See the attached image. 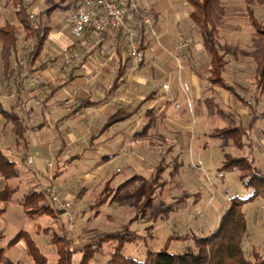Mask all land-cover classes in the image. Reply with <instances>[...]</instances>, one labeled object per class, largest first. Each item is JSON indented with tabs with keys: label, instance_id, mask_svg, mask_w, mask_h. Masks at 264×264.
Instances as JSON below:
<instances>
[{
	"label": "rangeland",
	"instance_id": "374dc122",
	"mask_svg": "<svg viewBox=\"0 0 264 264\" xmlns=\"http://www.w3.org/2000/svg\"><path fill=\"white\" fill-rule=\"evenodd\" d=\"M41 1L42 3L39 4ZM141 1L143 5L148 6V9H151L156 2V0ZM51 2L52 0H26L24 5L30 10L29 15H33L34 18L31 19L37 23L41 13L38 14L35 8L39 6L40 12H43L51 5ZM223 4L226 14L221 22L219 34L221 39L218 42V49L229 61L226 75H223L229 86L250 104H245L235 94L219 90L221 91L219 94L229 96V103L226 105L224 96L208 90V84L205 81L208 72L203 74L205 83L202 84L201 92L186 81L183 89L178 87L174 77L171 90L176 91L173 93L177 96V100L172 102L175 105L169 111H165L164 122L163 119H155V127L150 129L149 134H141L144 133L148 122L144 117L142 120L145 119V121L139 123L137 128L133 126L131 129L128 123H124L123 130L130 129L141 135L136 136L138 145L133 150H126L122 156L117 157L110 153L114 151L113 148L109 149L108 142L104 143L106 146L104 148L100 140L88 139L91 134L88 135L86 131L89 129L83 131L80 122L76 125L66 123V126L58 125L55 128L58 130L52 128L50 132L47 131L49 128L43 129L44 136L40 138L42 146L39 148L43 156L37 151L38 148L27 151L28 146L35 145L36 141L37 145L40 144L38 134L31 131L26 133V141L19 140L20 146L16 147L15 137L7 130L2 135V139H6L4 141L12 146L14 152H21L12 154L6 148H2L4 156L15 162L17 176L11 179L0 176V191L7 187L11 194L9 202L0 201V211L4 210L0 212V264H36L35 259L27 252L28 242L31 247L38 248V251L47 257L46 264H58L60 258L58 249L65 248L64 240L66 239L70 240V249L74 251L73 264H80V254L82 255L84 248L89 246H96L99 249L92 264H105L114 244L100 241V239L121 231L136 216L138 209L136 207L141 201L144 182L140 179L130 182L117 196L119 186L135 176H142L149 180L155 170H161V179L151 194L154 198L151 211L145 219L135 220L130 224V230L145 236L148 246L155 251L164 248L168 238H172L169 245L170 251L184 252L188 247L193 246L191 238L175 239V237L209 235L217 227L219 217L229 206L232 198L248 199L252 195L253 190L246 188L241 182L240 172L222 170V168L229 156L247 157L254 162V167L259 174L264 175V116L262 115L264 114V95H260L255 86L256 64L250 56L253 50L250 9L256 21L264 23V0H223ZM188 7L191 11L192 7L190 5ZM16 9L18 7L15 0H0V26H4L8 19L13 20L14 23L17 22L13 18L16 16ZM65 15V11L57 9L49 16L46 14L42 16L44 22L52 26V36H57L61 28L65 27ZM16 24L19 27V43H17L18 54L12 62V70L15 74L19 66H27V55L34 45V40H25L26 34L19 21ZM167 30L170 34L169 41L166 37V45L169 51L177 54V31L171 30L170 27ZM188 31L190 37L195 40L193 46L199 44V29L190 24ZM158 33L159 29L156 27L154 33H151L152 38ZM45 43L41 60L46 63L44 68L46 74L41 75L38 71L33 75L34 79L41 77L44 83L40 87L36 86L35 83L33 84V77L25 78L23 81L26 87L24 92H29L32 96L39 93L30 100L27 107L30 111L32 108L36 109L37 114L30 116L19 110L24 122L29 126H37L42 122L41 110L46 109L45 100L48 95H45V91L52 78L50 74L53 75L52 68L60 73V70L55 67L56 60H53V57H60L61 60L64 58L58 45L52 43L50 38ZM1 50L0 45V56ZM192 52L200 56L204 51L197 50L194 46ZM195 60L200 67L203 65V69L207 67L205 61L196 58ZM61 63L62 61L57 67L61 66ZM149 64L151 61L146 65ZM175 67L180 70L177 64ZM3 68L0 58V97L2 103L10 108L19 100L18 88L13 83L14 76L6 75L2 71ZM29 69L27 68L25 72L28 73ZM79 84L81 82L75 83L74 88ZM168 94L164 92V95L159 98L167 101L170 99V96H166ZM61 95L62 93H59L56 96L58 101L61 100ZM207 96L215 97V101L226 112L233 113L234 116L239 114L236 126H244L246 133L240 137H234L235 139L229 135L223 139L214 136V130L225 129L229 125L226 119L219 116L210 117L207 114L204 102ZM22 98L19 101H22ZM155 108L157 112L155 116L163 115L165 108L163 110L159 106ZM147 109L149 108L146 106L145 110ZM178 111L179 114L176 113ZM3 119L0 114V122ZM126 124L128 128H124ZM68 126L71 127L68 133L73 132L77 139H82L83 144L79 148L66 143L62 133H56L63 132ZM168 128L174 129L177 134L167 135V139L153 136ZM129 133L127 132L126 135ZM56 145L59 146L58 155L51 154L50 150L55 149ZM126 147L124 144V148ZM75 153L83 155L82 159L78 157L69 161L67 158L74 156ZM29 154L36 158L35 165L28 164L26 159ZM66 155L67 158L62 159ZM131 158L134 159L133 166ZM45 160L48 162V175L34 174L39 162ZM117 168L120 171H117ZM51 171L52 177H50ZM109 180L112 181L108 187L109 190L103 192ZM51 186L57 187L60 198L64 202H69L68 212L61 211L51 204L48 193ZM31 191L44 192L45 201L53 206L55 213L28 217L24 213L22 203L24 196ZM107 195L109 200L101 204ZM112 198H116L113 203H111ZM243 212L248 223L245 248H249L250 253L254 247L264 256V198L249 202L243 207ZM150 227H154L155 231L151 232ZM23 232L26 235L21 236L17 243L10 246L13 238ZM63 236L66 239L62 240ZM143 244L125 246L124 254L136 260L143 259L146 252Z\"/></svg>",
	"mask_w": 264,
	"mask_h": 264
},
{
	"label": "trees",
	"instance_id": "16d2710c",
	"mask_svg": "<svg viewBox=\"0 0 264 264\" xmlns=\"http://www.w3.org/2000/svg\"><path fill=\"white\" fill-rule=\"evenodd\" d=\"M16 5H20V10L16 12V18L20 25L25 31V40H34V45L31 52L27 55L28 64L27 66H19L18 72L15 74L12 70L13 59L17 56V46L19 43L18 37V25L12 23H6L4 26L0 27V45H1V60L3 62L4 68L2 71L6 75L12 74L14 76V82L17 86V94L22 98V94L26 90L25 83L23 81L25 78L33 77L34 84V73L38 71H43L46 67V63L41 60V55L43 54L45 48V42L48 40L51 33L52 26L47 22H44L43 17L45 14L49 15L57 9H61L65 12L72 11L79 0H53L51 5L44 10L40 16H38L37 23L34 22L27 12V7L24 5L25 0H15ZM187 3L192 7V12L190 14L191 24H194L196 28L199 29L201 34V41L203 49L208 56V62L210 65V70L208 76L206 77V82L208 84V90H213V87L224 89L232 94L238 96L241 101L249 105L250 102L245 100L244 97L239 96L235 89L226 82L223 74L226 73L229 61L226 59V55L222 54L218 49V42L221 39L219 35L220 27L222 21L226 14V9L223 4V0H186ZM253 11L250 9V23L253 28V34L251 36L252 42V52L251 59L256 64L255 71V86L259 91L260 95H264V23L256 21L254 18ZM35 23V24H34ZM36 25V28H34ZM146 27L142 26L140 28L141 36V49L144 51L148 48V42L146 41ZM79 47V45H78ZM131 62V60H130ZM30 66L28 73L26 69ZM26 68V69H25ZM127 66L120 68V72L117 76L115 84H118L121 78L125 76ZM25 76V77H24ZM36 85V84H35ZM38 86V85H36ZM40 87V86H38ZM29 89V88H28ZM57 90V89H56ZM30 92H32L30 90ZM55 92V91H54ZM158 97L157 93L152 92L145 99L140 102L138 111H141L142 107L148 103L153 102ZM50 97H48L49 99ZM46 99V102L47 100ZM17 100L16 103L21 102ZM215 97L209 96L205 98V106L210 117L219 116L228 121V128L214 130L213 135L221 139L232 136L240 137L246 133V129L242 125H237V120L239 114L236 116L233 113L226 112L222 109L221 105L215 101ZM96 102L90 99H85L76 105L71 113H69L65 118L76 115ZM15 105L10 108L2 103L0 97V114L5 119L6 124H11L13 135L17 141H26L27 132H33L38 128L44 126V123L37 126H29L24 122L23 117H21ZM134 113H126L123 110H118L114 115L109 117L108 121L102 127L101 133L106 132L115 124L124 122L132 118ZM157 115L156 108L147 109L143 117L148 121L144 128V133L149 134L150 129L155 127V119H162L164 116ZM264 116V114H262ZM64 119V118H62ZM220 133V134H219ZM139 134V135H141ZM234 138V139H235ZM237 140V139H236ZM238 142V141H237ZM77 159L78 156L72 157V159ZM109 158V157H107ZM254 162L250 161L247 157H228L225 164H223L222 170L238 171L240 172V180L243 185L253 190L252 195L248 199H240L238 197L232 198L229 206L219 217V223L215 230H213L207 236H186V237H175V239H190L193 242V246L188 247L184 252L173 253L169 249L171 244V239L168 238L164 248L155 251L152 250L148 244L145 236L137 234L130 230V224L135 220L145 219L149 211H151V206H153L154 198L152 192L155 190L156 184L159 183L161 179V170H155L152 177L147 180L142 178V176H135L130 181L124 182L119 186L117 190V196L120 194L121 190L126 187L130 182L140 179L144 182L143 193L141 194V201L138 204L136 216L129 222L128 225L124 226L121 231L113 234H108L107 236L100 239V241H106L108 243H113L112 251L109 254L108 260L105 264H264V256L261 255L258 249L252 247L250 253L249 248H245L247 234H248V223L243 212V207L249 202H254L257 199L264 198V175L257 171L254 167ZM17 171L15 169L14 161L8 160L4 154L0 151V176L4 179H11L17 176ZM112 181L106 182L104 186V191L109 190L108 187L111 185ZM9 188L5 187L3 191L0 192V201L9 202L10 195ZM102 192V193H103ZM45 193L31 191L27 193L24 197L22 203L24 213L28 217L33 218L35 216L44 215L47 213H55L54 208L50 203L45 201ZM116 196V198H117ZM116 198L111 199V203L115 201ZM109 197H105L101 204L108 201ZM42 201V203H41ZM41 203V204H39ZM4 210L0 211L3 212ZM59 211V210H58ZM152 227V226H151ZM150 227V228H151ZM26 233H19L17 237L13 238L10 242V246L19 241L21 236H25ZM66 239L65 236L61 238ZM66 244L64 249H58V254L60 256L58 264H73V254L74 251L71 250L70 240H64ZM144 243L146 248L145 255L143 259L136 260L132 256H126L124 254V247L128 245H139ZM146 244V245H145ZM38 248L31 247L30 242H28V254L32 256L36 264H46L48 262L47 257L42 255ZM99 249L96 246H89L84 248L82 251V257L80 264H92L96 254Z\"/></svg>",
	"mask_w": 264,
	"mask_h": 264
},
{
	"label": "crops",
	"instance_id": "0c3cea01",
	"mask_svg": "<svg viewBox=\"0 0 264 264\" xmlns=\"http://www.w3.org/2000/svg\"><path fill=\"white\" fill-rule=\"evenodd\" d=\"M25 1L23 4H25ZM41 3L42 1L39 4ZM138 4L141 12L150 15L154 23L153 24L154 28L152 32L148 28H145L147 31L146 41L148 42V48L146 51H144L145 52L144 63L141 64L140 68L136 70L134 68V65H132V62H130L127 53H125L126 51L125 46L121 42V40L119 45L116 48H113L111 47L110 44V40H109L110 38L105 39L106 41L103 43L99 52L97 51L96 53H92V55L87 59H85L82 63L74 64L73 66L68 67L67 71H64L62 66L57 67L60 61L63 60H61L60 57L59 58L53 57V60H56L55 67L60 70V73H57V69L52 68L53 75L50 74V77L52 78L51 80H49L51 83L49 82L47 84V90L45 91V95L47 94L48 97L50 98L49 99L48 97L46 98L48 99L46 102L47 104L45 105L46 109L41 110V115H42L41 124L44 123V126L33 131L34 133L38 134V141L40 144L37 145L38 142L36 141L35 145L28 146L29 148L27 150L28 152L31 151V148H34L35 150H37L38 148L37 151L41 153L40 155H42V152L39 150V148L40 146H42V142L40 141V138L44 136V134H42L43 129L49 128V130L47 129V131L50 132L52 128H54V130H58L55 129L58 125L63 126L65 125V123L76 125L77 122H80L83 131L86 130L87 128L89 129V131H86L88 135L91 134L89 135L88 139L94 138V140L95 139L100 140L103 143L104 148L106 147L104 143L108 142V144L110 145L109 149L113 148L112 150L114 151L110 153L114 154L115 157L122 156V154L126 150L128 151L133 150L138 145L136 136L139 135L138 133H135V131L130 129H128V131L123 130L122 125L124 123H128L131 129L133 126L134 128L135 127L137 128L139 123L145 121V119L142 120V117L146 111L145 110L146 106L149 109L155 108L156 106H159L162 110L165 108L164 113L162 115L164 116L162 117L164 122V120L166 119L165 111L166 110L169 111L175 105L172 102L173 101L176 102L177 100L176 99L177 96H175L173 93L176 91L171 90L172 89L171 83L173 82L174 77L178 83V87L183 89L186 81L187 83L190 82L192 86L194 85V88L196 90L201 92V89L203 87L202 84L204 82L203 74H205V72L209 73L210 65L208 62V56L205 50L203 49L201 34L199 36L200 43L195 44L194 46L197 48V50L203 49L204 52H202L200 56L195 55L192 52V48L194 47L193 44L195 43L194 42L195 40H193L192 37H190V33L188 31V28H190V24H191L190 14L192 11H189L190 9L189 7L187 8V6L189 5L187 1L186 0H156V2L153 4L151 9L150 8L148 9V6L143 5L141 0H138ZM17 7L18 9H16V12H18L21 8L20 5H17ZM27 11L29 13L30 10L27 9ZM35 11L38 14L42 13L40 12L41 10L39 6L35 8ZM13 18L18 22L17 20L18 18H16V16ZM12 21L8 19L6 20L5 24L12 23L18 25L16 24L17 22L14 23V21L13 22ZM156 27L159 29V33L156 35V37H153L155 38L154 40L152 38L151 33H154ZM168 27H170L171 30L176 29L177 31L176 35H178L177 36L178 42L179 41L181 42L182 39H185L189 41V43L191 44H189L187 47L181 50H178L180 42L179 43L177 42L178 53L174 54L172 53V51H169V48L166 45V39L170 34L168 33L167 30ZM61 29L62 30L59 31L57 36L55 35L52 36L50 33L51 36L49 35V38L51 39L52 43L58 45L59 49L62 51V57L65 58L66 56H70L71 54L73 55V53H76L79 50V47H78V43L75 41L76 39L73 36L71 29H69L68 27H64ZM154 42L156 43V45ZM64 53L66 54L63 55ZM195 58L201 59L203 62L205 61L207 67H205L204 69H203V65L200 67L199 64L196 63L197 61L195 60ZM150 61L151 64L146 65ZM175 64L178 65L180 70L175 67ZM124 66H127L125 76L121 78L118 84H115L116 81L115 78H117L120 72V68H123ZM73 67L74 69H72ZM40 72L41 75L46 74L45 70ZM79 82H81V84L77 85L74 88V84ZM164 85H168L169 88L167 90H164L163 88ZM213 88H214L213 90H209V91L214 92L215 94L221 93V91L219 92V90L230 93L229 91L224 89H220L216 87ZM152 92L157 93L158 95L157 99L154 100L153 102L146 103L142 107L141 111L137 113L140 102ZM164 92L169 93L168 95H166V96H170L169 97L170 99H167V101L164 98H159L161 95H164ZM57 93L58 94L62 93L61 100L59 101L56 98V96L58 95ZM38 94L35 93L33 94L34 96L30 95L29 92H24L22 94L23 97L22 101L15 103V107H16L15 109L17 110L20 116H21V112L19 110L23 111V114L26 112V114L30 116L34 113L37 114L38 111L36 109L34 110V108H32L30 111L29 109H27V107L30 100L34 99L35 95ZM220 95L222 94H219V96ZM222 96L226 98L227 102H225V104L228 105L229 96L225 94H223ZM85 99H90L91 101L96 102V104L88 108H85L83 111H81L76 115L65 118L69 113L73 111L74 108H76L75 106L78 105L80 101ZM36 106H37V101H36ZM118 110H123L126 113H134V114L131 119L117 123L115 124V126H112L110 129L106 130V132L101 133L100 131H102V127L108 121L109 117L114 115ZM176 113L179 114V111ZM0 123H1L0 151L2 152L3 150L2 148H6L9 153L12 154L20 153L21 151L14 152L13 149L11 148L12 146L8 145V143L4 141L6 139L4 140L2 139V135L7 130H9L10 133L12 132L11 135L14 134L12 131L11 124H6L5 119H3V121H1ZM128 125L126 124L124 128L126 127L128 128ZM69 129H71L70 126H68L67 129H64L65 131L64 130L63 132L57 131L56 133H62L64 136V141L66 143H68L72 147L77 146L79 148L81 144H83L81 141L82 139L79 138L77 139V137H75V134L73 132L72 134L68 133L70 132L68 131ZM127 132L130 133L126 135ZM173 134H177V131L168 128L165 131L162 130L161 132H158L153 136H157L160 138L162 137V139H167L166 138L167 135H173ZM13 137H15V135H13ZM15 140L17 141L16 138ZM124 144L125 146H127L126 148H124ZM15 145L16 147L20 146L18 141ZM58 150H59V146L55 147V149L52 148L50 150L51 151L50 153L58 155ZM75 156L76 157L78 156L81 159L83 157V155H77L76 153L72 157ZM72 157L67 158L66 155L62 159L67 158L69 159V161H71ZM29 158H31L33 162L31 164L28 162V164L35 165L37 161L36 158H33L31 154L28 155V158L26 160H28ZM131 160L133 166L134 159L131 158ZM47 164H48L47 160L40 161L37 170L34 171L33 173L48 175ZM53 170L54 169H52V171ZM116 170L118 171L119 169L117 168ZM52 171L50 177H52L53 175ZM153 229L154 227L151 228V232L155 231ZM81 257L82 255L80 254L79 260H81Z\"/></svg>",
	"mask_w": 264,
	"mask_h": 264
},
{
	"label": "built area",
	"instance_id": "2783aa9c",
	"mask_svg": "<svg viewBox=\"0 0 264 264\" xmlns=\"http://www.w3.org/2000/svg\"><path fill=\"white\" fill-rule=\"evenodd\" d=\"M30 18H34L33 15ZM153 24L151 16L141 12L138 0H79L76 7L65 15V27L71 29L79 50L66 56L61 66L67 71L68 67L82 63L92 53L99 52L105 39L110 38L113 48H116L121 40L125 53L137 70L145 60V52L141 49L140 28L144 26L153 31ZM189 44V41L182 39L178 50ZM42 81L41 77L34 79V83L39 86L44 83ZM163 88L167 90L169 87L164 85ZM27 161L30 164L33 162L31 158ZM48 193L52 205L68 212L70 204L60 198L57 187L51 186Z\"/></svg>",
	"mask_w": 264,
	"mask_h": 264
}]
</instances>
